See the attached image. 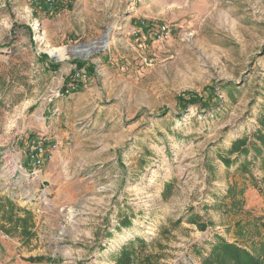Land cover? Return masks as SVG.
Wrapping results in <instances>:
<instances>
[{
    "label": "rangeland",
    "instance_id": "374dc122",
    "mask_svg": "<svg viewBox=\"0 0 264 264\" xmlns=\"http://www.w3.org/2000/svg\"><path fill=\"white\" fill-rule=\"evenodd\" d=\"M107 29L88 58L48 53ZM75 61L93 71L66 94ZM189 92L205 106L179 104ZM258 133L264 0H0V264H115L129 243L156 264H202L218 237L243 244L235 222L264 216ZM49 137V175H8ZM243 138L247 156L228 155Z\"/></svg>",
    "mask_w": 264,
    "mask_h": 264
},
{
    "label": "trees",
    "instance_id": "16d2710c",
    "mask_svg": "<svg viewBox=\"0 0 264 264\" xmlns=\"http://www.w3.org/2000/svg\"><path fill=\"white\" fill-rule=\"evenodd\" d=\"M39 59L42 62L48 60L46 55H40ZM74 65L76 69L85 68L87 72H90V70L93 71V67L88 68V70L86 68V63L80 61H75ZM47 68L49 71L56 72L59 69V65L49 63L47 64ZM67 83L68 81L66 82L65 80L64 84ZM185 97L188 99H185ZM177 100L179 104L183 103V105L198 103L199 106H205V104L201 103V99L192 92L179 95ZM256 137L260 145L264 147V134L258 133ZM254 150L260 153L259 148L255 146ZM248 152L249 149L246 148L245 138L233 142L227 151L228 155L235 154L244 156H247ZM261 159V169L264 172V156H262ZM229 162V160H225L226 164H229ZM247 164H249V162H244L243 165L240 166V169L244 170ZM255 187L257 189L259 188L256 183ZM258 191L261 192L262 190L258 189ZM232 194L233 191H230V194L228 193L230 196ZM234 206L236 209H240L239 205L235 204ZM234 227L237 238L244 240L243 244H230L218 237L209 255L202 259V264H264V231H262V229H264V216L259 218H249L246 216L236 221ZM201 229H204V227H201ZM136 241L138 245H144L143 240L138 239ZM142 254L143 253H141V255ZM153 258L151 254L143 255V257L140 258L133 250V244L129 243L121 249L115 264H156L157 262H154Z\"/></svg>",
    "mask_w": 264,
    "mask_h": 264
},
{
    "label": "built area",
    "instance_id": "2783aa9c",
    "mask_svg": "<svg viewBox=\"0 0 264 264\" xmlns=\"http://www.w3.org/2000/svg\"><path fill=\"white\" fill-rule=\"evenodd\" d=\"M64 0H44V4L51 8H55L58 4L63 3ZM171 36V32L164 26L159 30V38L162 40L168 39ZM89 79L88 72L85 68L74 69L70 73V77L67 84H64L62 88H65V93L78 91L82 86H85ZM61 87L57 89V96L61 93ZM57 151V143L46 145L42 141L32 142L26 149V168L17 166V163L13 162L8 175L16 176L22 181H31L38 178L42 172V168L46 162L52 160L54 153ZM9 167V166H8Z\"/></svg>",
    "mask_w": 264,
    "mask_h": 264
},
{
    "label": "bare ground",
    "instance_id": "6f19581e",
    "mask_svg": "<svg viewBox=\"0 0 264 264\" xmlns=\"http://www.w3.org/2000/svg\"><path fill=\"white\" fill-rule=\"evenodd\" d=\"M110 29H107L106 33L103 35L105 36L106 40L103 43V45H100V40H97L96 43H90V44H84L83 46H76V47H69V48H59V49H50L48 50V53L55 58L56 60H63L64 56L66 54L69 55H78L80 57H90L93 53L103 50L108 46V35H109ZM32 192L26 191L24 194V199L31 200Z\"/></svg>",
    "mask_w": 264,
    "mask_h": 264
},
{
    "label": "crops",
    "instance_id": "0c3cea01",
    "mask_svg": "<svg viewBox=\"0 0 264 264\" xmlns=\"http://www.w3.org/2000/svg\"><path fill=\"white\" fill-rule=\"evenodd\" d=\"M45 134L46 133L43 132L42 136L45 135ZM42 140L45 142L46 145H49V144L54 143L52 137L47 138V140H48L47 142H46V139H42ZM55 154H56V152L54 153V156H53L52 160H50L49 162H46L44 164V165H46V166H44V168H45V170H44L45 175H49L51 173V168H53V164L52 163L54 162ZM25 157H26V154H25Z\"/></svg>",
    "mask_w": 264,
    "mask_h": 264
},
{
    "label": "water",
    "instance_id": "95a60500",
    "mask_svg": "<svg viewBox=\"0 0 264 264\" xmlns=\"http://www.w3.org/2000/svg\"><path fill=\"white\" fill-rule=\"evenodd\" d=\"M105 40H106V38H105V36H102L101 38H100V45H103V43L105 42ZM97 41H94L93 43H96ZM81 46H83V45H81ZM102 50V49H101ZM98 52V51H97Z\"/></svg>",
    "mask_w": 264,
    "mask_h": 264
}]
</instances>
